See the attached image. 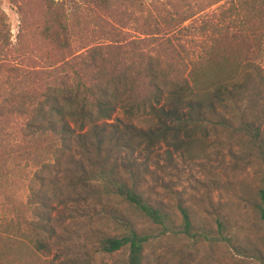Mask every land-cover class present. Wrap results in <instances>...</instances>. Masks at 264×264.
<instances>
[{
	"label": "trees",
	"instance_id": "1",
	"mask_svg": "<svg viewBox=\"0 0 264 264\" xmlns=\"http://www.w3.org/2000/svg\"><path fill=\"white\" fill-rule=\"evenodd\" d=\"M68 1L11 0L21 30L35 28L50 67L62 71L50 75L58 78L57 86L42 84L38 71L27 72L33 108L12 121L13 144H5L0 131V197L5 205L15 199L14 170L21 162L16 165L12 154L33 169L25 203L31 211L37 209L32 207L33 184L40 183L37 194L44 192V179L38 175L64 165L68 187L79 191L82 200L120 209L109 213L110 223L94 240L95 251L116 255L113 264H147L145 249L154 228L168 232L173 227L187 237L197 232L187 208L177 206L175 220L152 203L141 187L145 160L157 147L170 160L182 142L191 144L194 134L216 131L260 163L253 209L264 226V0H231L220 23L210 25L201 52L187 64L165 68L111 23L119 17L123 0ZM70 20L75 25L91 21L108 35L109 43L98 56L94 48L75 46ZM4 28L0 14V56L9 45ZM117 108L129 118L148 116L152 124L142 127L114 119ZM121 154L126 157L118 162ZM57 186L51 184L53 190ZM14 222L13 216L1 218L0 264H18L29 234L36 236L33 248L46 235L45 227L29 218L27 229L17 234ZM214 223L216 233L230 234L227 222Z\"/></svg>",
	"mask_w": 264,
	"mask_h": 264
},
{
	"label": "rangeland",
	"instance_id": "2",
	"mask_svg": "<svg viewBox=\"0 0 264 264\" xmlns=\"http://www.w3.org/2000/svg\"><path fill=\"white\" fill-rule=\"evenodd\" d=\"M230 1L123 0L116 19L119 21L111 23L120 30L121 36L157 58L162 67L177 62L187 64L206 46L210 25L220 23ZM0 14L5 23L3 33L9 42L0 56V131L8 140L5 144H13L12 121L33 108L27 93L31 84L26 78L27 72L38 71L37 75L43 77L42 84L51 82L57 86L58 78L50 75L62 69L50 67L45 46L35 28L21 30L11 0H0ZM183 18L188 19L174 28L168 27ZM69 24L76 47L94 48L98 56L109 43L108 35L91 21L85 24L80 20L75 25L70 20ZM112 118L142 127L152 124L148 116L138 113L129 118L119 108ZM190 142V145L182 142L170 160L164 157V148L157 147L149 160H145L147 170L141 187L153 204L173 218L177 206L187 208L197 233L187 237L173 227L168 232L154 228L145 249L147 264H263L264 226L257 222L253 209L260 163L221 132L197 133ZM123 157L126 156L119 155L117 161ZM11 159L17 160L16 165L21 161L14 170L16 196L8 207L0 197V221L2 217L13 216L17 234L27 229V218L46 230L39 247L33 248L36 236L29 234L28 248L22 246L19 250L18 264H113L116 255L96 252L94 240L110 223L109 213L116 214L119 207L82 200L79 191L73 192L68 187L63 175L65 166L58 165L38 175L44 179L41 189L44 192L37 194L40 183L33 184L34 203L31 202L37 209L31 211L25 203L30 194L27 177L33 169L17 159L16 152ZM52 183L58 185L56 190L51 187ZM39 201L47 203L36 205ZM215 219L227 222L230 234L225 232L222 237L216 233Z\"/></svg>",
	"mask_w": 264,
	"mask_h": 264
}]
</instances>
